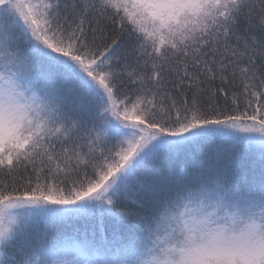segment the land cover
I'll list each match as a JSON object with an SVG mask.
<instances>
[{
  "label": "snow or ice",
  "instance_id": "obj_1",
  "mask_svg": "<svg viewBox=\"0 0 264 264\" xmlns=\"http://www.w3.org/2000/svg\"><path fill=\"white\" fill-rule=\"evenodd\" d=\"M0 264H264V0H0Z\"/></svg>",
  "mask_w": 264,
  "mask_h": 264
}]
</instances>
